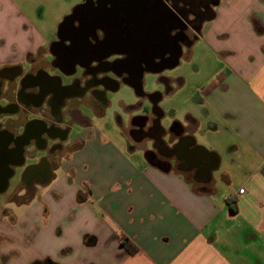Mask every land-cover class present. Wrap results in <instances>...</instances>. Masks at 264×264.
Listing matches in <instances>:
<instances>
[{
  "label": "crops",
  "instance_id": "obj_1",
  "mask_svg": "<svg viewBox=\"0 0 264 264\" xmlns=\"http://www.w3.org/2000/svg\"><path fill=\"white\" fill-rule=\"evenodd\" d=\"M213 12L197 39H207L216 67L192 90L184 79L161 99L184 93V113L164 126L178 151L168 164L152 158L157 147L139 144L141 111L130 104L125 144L91 120L76 131L70 102L53 113L14 94L28 110L10 113L4 127L18 134L13 123L40 119L69 130L49 137L63 145L43 179L25 181L44 154L35 137L25 144L19 173L0 193V264H264V0H218ZM55 33L47 37L18 1L0 0V71H34ZM175 123L182 128L173 132Z\"/></svg>",
  "mask_w": 264,
  "mask_h": 264
},
{
  "label": "flooded vegetation",
  "instance_id": "obj_2",
  "mask_svg": "<svg viewBox=\"0 0 264 264\" xmlns=\"http://www.w3.org/2000/svg\"><path fill=\"white\" fill-rule=\"evenodd\" d=\"M160 1L175 16L176 25L172 28L165 25L152 29L156 17L151 0H86L59 24L41 66L25 74L17 66L0 71V118H5L0 120V193L7 187L8 179L20 169L24 146L32 137L44 149V154L37 165L24 170L27 182L33 177L43 179L48 157L62 148L61 141L49 137L64 138L69 130L47 125L40 119L21 127L13 123L20 131L18 134L4 127L10 113L28 110L27 106L21 107L13 101L14 94L22 102L34 104L39 111L49 107L53 113H60L62 106L70 102L67 119L77 120L74 124L80 126V123L88 125L90 122L81 107L92 109L93 114L101 118L110 104L109 94L118 91L121 84H127L134 88L137 96V102L127 108L141 111L136 119L140 124L139 143L157 147L152 158L158 163L168 164L178 153L176 148L171 150L168 146L171 138L163 125L164 114L159 102L182 79L163 73L178 64L179 48L190 44L192 35L198 37L201 25L211 18L213 4L218 0ZM146 73L159 75L162 88L146 92L143 80ZM3 86L7 96H2ZM118 118L124 126L121 117ZM58 119L61 121L63 116L60 114ZM180 128L182 126L175 123L171 131ZM43 134L48 137L41 138Z\"/></svg>",
  "mask_w": 264,
  "mask_h": 264
},
{
  "label": "rangeland",
  "instance_id": "obj_3",
  "mask_svg": "<svg viewBox=\"0 0 264 264\" xmlns=\"http://www.w3.org/2000/svg\"><path fill=\"white\" fill-rule=\"evenodd\" d=\"M21 4V6L32 16L34 21L42 29L47 37H50V32L57 30L59 24L62 22L64 17L70 14L74 8L83 3L84 0H16ZM47 33V34H46ZM189 35H192V32H188ZM52 39V38H51ZM209 43L205 38H198L191 36L190 44H182V55L179 58V63L172 69L165 71L163 75L172 77L173 79L181 78L186 80L185 92L190 91L194 88V82L196 79L208 74L212 71V68H215L216 61L211 57L209 53ZM159 75L153 73H146L144 75V90L146 92H154L162 88V85L158 82ZM65 81H69V78H65ZM183 96L184 93H177L173 97L165 98L161 101V107L167 113V117L164 118L163 125H171L169 123L170 117L177 110L180 114H183L185 111L183 105ZM110 104L105 109V114L99 118L95 116L92 112V109L86 107L80 108L83 114L88 117L94 127L98 128L102 134H104L108 140L122 141L126 144L127 138L123 136L124 128L127 127L128 123L131 121L130 112L124 110L125 104L132 105L137 102V96L133 87H130L127 84H121L118 91L109 94ZM3 102V101H1ZM78 104V103H77ZM121 117L123 125L120 124ZM1 121H4L5 118H0ZM75 130H79V125L74 126ZM141 146H150L151 143H139ZM140 153V152H138ZM41 153L36 157L39 160L41 159ZM135 156H139L138 154ZM144 156V154H143ZM49 156L48 158H51ZM34 159H29L32 161ZM18 173L20 169L17 170ZM18 178V177H17ZM14 179V182L17 180ZM13 206V203H10Z\"/></svg>",
  "mask_w": 264,
  "mask_h": 264
},
{
  "label": "water",
  "instance_id": "obj_4",
  "mask_svg": "<svg viewBox=\"0 0 264 264\" xmlns=\"http://www.w3.org/2000/svg\"><path fill=\"white\" fill-rule=\"evenodd\" d=\"M151 1L154 2V7H155L154 10H155V17H156V19H154L155 22L151 26L152 29L159 28V26H160V28H162V27L164 28L165 25L169 26V28H172L173 26H175L176 25V19H175V16L173 15V13L170 10H168L167 8H165L163 6V3L160 0H151ZM181 49L182 48H179V53L177 55V61L181 55Z\"/></svg>",
  "mask_w": 264,
  "mask_h": 264
},
{
  "label": "trees",
  "instance_id": "obj_5",
  "mask_svg": "<svg viewBox=\"0 0 264 264\" xmlns=\"http://www.w3.org/2000/svg\"><path fill=\"white\" fill-rule=\"evenodd\" d=\"M121 241H122L123 246L127 249V251H129L130 253L137 252L134 243L127 236L125 235L121 236ZM34 264H58V263L52 259H44Z\"/></svg>",
  "mask_w": 264,
  "mask_h": 264
},
{
  "label": "built area",
  "instance_id": "obj_6",
  "mask_svg": "<svg viewBox=\"0 0 264 264\" xmlns=\"http://www.w3.org/2000/svg\"><path fill=\"white\" fill-rule=\"evenodd\" d=\"M240 192H243V190H240Z\"/></svg>",
  "mask_w": 264,
  "mask_h": 264
}]
</instances>
